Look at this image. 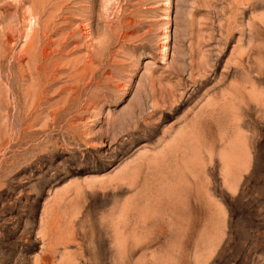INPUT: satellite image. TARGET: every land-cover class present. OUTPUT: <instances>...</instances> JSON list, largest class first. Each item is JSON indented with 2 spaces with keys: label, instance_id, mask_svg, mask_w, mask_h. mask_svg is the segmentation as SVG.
Returning <instances> with one entry per match:
<instances>
[{
  "label": "rangeland",
  "instance_id": "1",
  "mask_svg": "<svg viewBox=\"0 0 264 264\" xmlns=\"http://www.w3.org/2000/svg\"><path fill=\"white\" fill-rule=\"evenodd\" d=\"M0 264H264V0H0Z\"/></svg>",
  "mask_w": 264,
  "mask_h": 264
},
{
  "label": "bare ground",
  "instance_id": "2",
  "mask_svg": "<svg viewBox=\"0 0 264 264\" xmlns=\"http://www.w3.org/2000/svg\"><path fill=\"white\" fill-rule=\"evenodd\" d=\"M188 81H189V80H188ZM185 83H186V82H185ZM188 84H189V83H188ZM188 84H187V85L185 84V85L188 86Z\"/></svg>",
  "mask_w": 264,
  "mask_h": 264
}]
</instances>
